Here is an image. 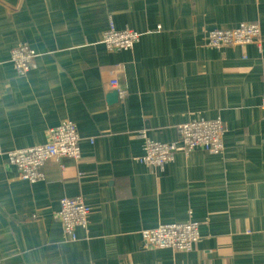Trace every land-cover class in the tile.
<instances>
[{
  "label": "crops",
  "instance_id": "obj_1",
  "mask_svg": "<svg viewBox=\"0 0 264 264\" xmlns=\"http://www.w3.org/2000/svg\"><path fill=\"white\" fill-rule=\"evenodd\" d=\"M111 21L141 36L130 51L101 43ZM249 23L261 49L203 42ZM26 43L38 58L21 76L10 51ZM115 78L126 97L110 105ZM263 95L264 0H0V264H264ZM203 119L227 126L220 155L177 152L161 174L133 162L141 131L175 141L179 125ZM66 120L82 162L16 179L6 154L46 144ZM73 196L92 213L72 242L57 211ZM211 246L223 262L206 259Z\"/></svg>",
  "mask_w": 264,
  "mask_h": 264
},
{
  "label": "built area",
  "instance_id": "obj_2",
  "mask_svg": "<svg viewBox=\"0 0 264 264\" xmlns=\"http://www.w3.org/2000/svg\"><path fill=\"white\" fill-rule=\"evenodd\" d=\"M158 29V27H156ZM101 43L109 53L130 51L140 40V35L134 30L124 28L118 30L114 22H110L109 29L102 33ZM203 42L207 47L219 50L224 46H244L255 44L261 49V32L256 23L240 24L232 30H212L206 33ZM11 63L17 74L26 76L36 65L37 54L27 43L17 44L10 51ZM109 88L118 92V100L123 101L126 92L119 87L117 79L110 81ZM261 117L264 120V95L259 102ZM227 126L220 119L191 120L179 125L176 130L175 141L161 142L149 139L144 131L134 138L143 142L141 152L134 156L133 162L155 167L159 174L163 173L166 165L174 161L175 154L181 152L187 157L194 150L217 156L222 152L224 134ZM77 125L66 120L49 130V140L44 145L30 146L20 150H11L6 154L8 165L16 172V179L28 184L43 182L42 169L48 161L61 163L64 159L71 160L78 165L82 162V149ZM91 143L92 140H90ZM62 169L63 166L61 167ZM57 219L61 225L66 240L76 241L78 231L87 226L91 209L82 196L65 197L58 203ZM249 233V232H248ZM174 237V236H173ZM149 242L153 239L145 237ZM145 245V244H144ZM168 247L174 251L189 252L191 248L182 250L179 243L168 241ZM226 250L220 246L207 248L205 257L209 262H223ZM151 264H184L167 263L166 261Z\"/></svg>",
  "mask_w": 264,
  "mask_h": 264
},
{
  "label": "water",
  "instance_id": "obj_3",
  "mask_svg": "<svg viewBox=\"0 0 264 264\" xmlns=\"http://www.w3.org/2000/svg\"><path fill=\"white\" fill-rule=\"evenodd\" d=\"M107 99L110 105H114L118 101V92L116 90L110 92V94L107 96Z\"/></svg>",
  "mask_w": 264,
  "mask_h": 264
}]
</instances>
